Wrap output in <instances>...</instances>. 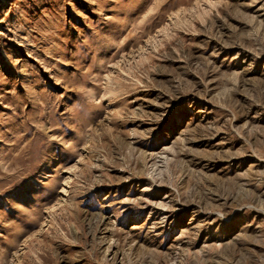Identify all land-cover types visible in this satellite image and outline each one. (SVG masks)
<instances>
[{
	"label": "rangeland",
	"instance_id": "1",
	"mask_svg": "<svg viewBox=\"0 0 264 264\" xmlns=\"http://www.w3.org/2000/svg\"><path fill=\"white\" fill-rule=\"evenodd\" d=\"M0 264H264V0H0Z\"/></svg>",
	"mask_w": 264,
	"mask_h": 264
}]
</instances>
